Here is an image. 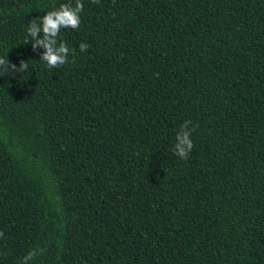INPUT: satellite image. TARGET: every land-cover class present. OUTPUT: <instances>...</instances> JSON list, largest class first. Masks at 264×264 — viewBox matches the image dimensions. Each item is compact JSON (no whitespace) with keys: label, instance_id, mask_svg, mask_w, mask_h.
<instances>
[{"label":"trees","instance_id":"16d2710c","mask_svg":"<svg viewBox=\"0 0 264 264\" xmlns=\"http://www.w3.org/2000/svg\"><path fill=\"white\" fill-rule=\"evenodd\" d=\"M64 3L0 0V264H264V0H82L49 69Z\"/></svg>","mask_w":264,"mask_h":264},{"label":"clouds","instance_id":"9594fccd","mask_svg":"<svg viewBox=\"0 0 264 264\" xmlns=\"http://www.w3.org/2000/svg\"><path fill=\"white\" fill-rule=\"evenodd\" d=\"M97 2L98 0H93ZM83 10L82 0H75V6L70 3H64L59 5L55 10L46 12L42 16H38L31 20L26 32L28 37L25 44L29 40L33 41L32 49L35 50L37 45L43 46L45 49L40 60L43 61L47 68L54 69L64 65L68 60L69 48L65 42L61 41L57 43V38L62 28L77 29L80 25V12ZM87 45L80 44V50L85 51ZM28 69V62L20 61L19 67L16 64H12L8 61L7 57H0V75L7 72L24 73ZM191 120L184 121L179 130L176 133V143L174 144L172 151L182 160L188 158L189 153L193 148V141L191 140V134L195 131V127ZM4 233L0 231V237H3ZM43 255V249L34 248L30 249L27 254L22 258L21 264H30L35 257Z\"/></svg>","mask_w":264,"mask_h":264}]
</instances>
